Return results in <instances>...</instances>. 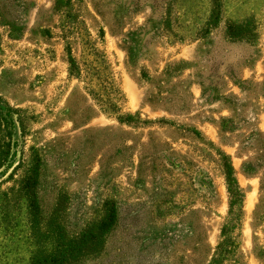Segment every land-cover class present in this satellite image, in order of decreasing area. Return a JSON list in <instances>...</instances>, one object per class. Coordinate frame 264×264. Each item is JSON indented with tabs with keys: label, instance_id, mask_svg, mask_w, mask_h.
<instances>
[{
	"label": "rangeland",
	"instance_id": "obj_1",
	"mask_svg": "<svg viewBox=\"0 0 264 264\" xmlns=\"http://www.w3.org/2000/svg\"><path fill=\"white\" fill-rule=\"evenodd\" d=\"M221 1L203 35L212 0H0V109L23 123L0 170V264L34 252L32 150L44 222L58 210L75 237L116 202L79 264H264V0ZM249 19L256 41L225 38Z\"/></svg>",
	"mask_w": 264,
	"mask_h": 264
},
{
	"label": "trees",
	"instance_id": "obj_2",
	"mask_svg": "<svg viewBox=\"0 0 264 264\" xmlns=\"http://www.w3.org/2000/svg\"><path fill=\"white\" fill-rule=\"evenodd\" d=\"M221 15L222 1L212 0V9L202 30L203 35H207L219 26ZM224 34L225 38L232 42L256 41V27L250 19L241 23H225ZM16 127L22 133L23 123L19 111L9 106L5 107V111L0 109V170L10 168L12 158L17 153L15 149L17 141L12 144ZM224 169L230 193L234 183L232 168L225 162ZM39 174L40 157L36 150H32L31 165L22 184L23 196L28 206L30 237L34 245V252L28 264H79L84 259L100 253L117 223L116 202L105 201L103 205L105 214L101 221L89 224L77 236L69 237L58 222V210L46 222L43 221L37 195Z\"/></svg>",
	"mask_w": 264,
	"mask_h": 264
}]
</instances>
